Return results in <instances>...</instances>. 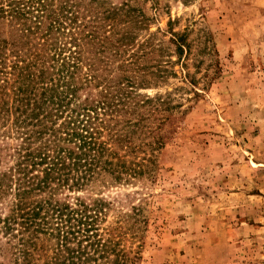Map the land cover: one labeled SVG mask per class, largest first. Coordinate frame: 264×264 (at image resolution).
I'll use <instances>...</instances> for the list:
<instances>
[{"label": "rangeland", "instance_id": "374dc122", "mask_svg": "<svg viewBox=\"0 0 264 264\" xmlns=\"http://www.w3.org/2000/svg\"><path fill=\"white\" fill-rule=\"evenodd\" d=\"M45 4L60 32L47 31L50 17L31 38L2 22L0 37L12 46L2 68L17 53L31 59L35 46L42 49L45 64L32 72H54L62 100L44 105L42 122L71 131L68 122L80 113L84 123L83 107L95 106L109 168L78 191L61 190L56 201L105 204L98 228L114 238L113 263L264 264V0ZM7 94L12 103L10 87ZM103 101L112 105L106 112ZM18 116L0 115V178L9 176L0 187V264H56L55 220L35 248L21 245L20 222L11 220L18 202L12 149L32 129Z\"/></svg>", "mask_w": 264, "mask_h": 264}, {"label": "trees", "instance_id": "16d2710c", "mask_svg": "<svg viewBox=\"0 0 264 264\" xmlns=\"http://www.w3.org/2000/svg\"><path fill=\"white\" fill-rule=\"evenodd\" d=\"M47 1L49 2V0H0V25L7 21L13 29L22 32V37L31 38L42 29L44 20L47 18L49 20L50 17L47 31L60 32L62 27L60 21H56L59 23L57 27L55 22H52L55 21V14L50 12L47 15L48 7L45 4ZM72 40L74 44L78 42L73 36ZM11 47L8 41L0 37V52H2L0 74L4 76L3 79L0 77V115L5 118L10 117L13 112L19 113L15 122L24 129L32 127L28 129L29 135L24 143L12 149L18 158L16 166L12 169V173L18 175L15 180L18 202L12 210L11 220L14 223L20 222L21 245L35 248L40 234L46 235L49 230L47 226L54 228L56 221L57 226L54 229L56 233L53 236L57 238L60 246V253L57 254L60 257L57 260L60 261L56 264H120L117 263L118 261L113 263L110 260L111 253L115 252L114 238L111 235L107 238L99 232L98 223L105 212L103 202H86L80 198L74 199L71 204L63 202V199L56 201V196L61 190L68 188L70 191H78L92 181L98 171L109 170L107 161L103 160L107 153L105 144L98 142L96 138V135L100 134L99 123L102 119L99 114L93 117L92 113L96 112L95 106L86 105L83 107V116H87L84 123L79 121L80 113H78L75 122H68L70 127H74L71 131L67 129L68 131L61 132L54 129V126H45L41 114L49 110L44 105L50 103L55 105L56 100H59L60 107L62 106L61 95L57 92L58 85L54 84V72L40 71L38 75L32 72L33 68H38V63H44L45 55L37 51L42 50L37 49V46L29 52L31 59L23 58V55L17 53L18 61L8 65L9 69L2 68L8 63L6 58L3 59V51ZM79 53V51L74 52V55L77 56ZM50 66L57 72L63 71L57 69L56 64L51 63ZM50 82L51 86H46V83ZM19 84L22 86L17 88V91L15 88ZM30 85L32 88L29 91ZM66 85L70 87V84ZM9 87L14 91L12 103L4 98L8 95ZM38 91H40L39 95ZM20 94L23 96L21 97ZM104 97L108 98V96ZM99 103H102L104 112L107 107L112 106L107 101ZM99 103L98 105L101 106ZM49 114H52L51 111ZM51 117L52 115L49 116ZM91 129L95 132L90 131ZM47 134H50L52 139H48L43 145L34 149V141L43 140ZM67 142H75L74 147L69 148ZM35 172L38 173L35 175ZM3 176L7 178H0V187L4 179L9 178L6 173ZM34 194L41 195V200L35 204L29 202V198ZM45 194L48 196L46 197ZM71 241L75 242L76 249L71 247ZM23 254L25 258L32 256L29 251Z\"/></svg>", "mask_w": 264, "mask_h": 264}]
</instances>
